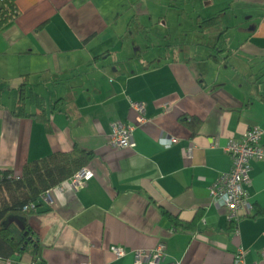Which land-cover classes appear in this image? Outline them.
Listing matches in <instances>:
<instances>
[{"label": "crops", "instance_id": "1", "mask_svg": "<svg viewBox=\"0 0 264 264\" xmlns=\"http://www.w3.org/2000/svg\"><path fill=\"white\" fill-rule=\"evenodd\" d=\"M15 2L19 15L0 29V170L21 174L78 146L93 152L95 176L40 197L26 218L37 252L9 258L135 264V250L164 243L159 264H234L239 250L248 264H264V160L251 162L252 216L230 220L210 195L231 168L229 140L264 130V0ZM217 14L219 30L202 26ZM26 75L45 99L51 132L13 112ZM132 102L145 104L144 123ZM120 120L136 126L135 147L111 145ZM168 137L177 142L165 147Z\"/></svg>", "mask_w": 264, "mask_h": 264}, {"label": "trees", "instance_id": "2", "mask_svg": "<svg viewBox=\"0 0 264 264\" xmlns=\"http://www.w3.org/2000/svg\"><path fill=\"white\" fill-rule=\"evenodd\" d=\"M19 15L15 0H0V29L11 26ZM210 31L220 29V14L201 22ZM28 76L23 79L19 89L17 105L13 110L16 116H30L44 122L47 131L51 132L46 118V102L38 92L27 88ZM61 99L54 106H58ZM36 107L30 113L28 106ZM193 126L196 120H191ZM198 122V121H197ZM199 124V123H198ZM93 158V152L75 146L69 152H57L49 156L27 163L19 178L13 177L11 170H0V256L9 258L16 253H36L39 246L38 236L26 222V218L36 211L42 194L71 178ZM34 204V208L24 211L26 205ZM21 222V224L19 223ZM181 230H192L191 224L175 223Z\"/></svg>", "mask_w": 264, "mask_h": 264}, {"label": "built area", "instance_id": "3", "mask_svg": "<svg viewBox=\"0 0 264 264\" xmlns=\"http://www.w3.org/2000/svg\"><path fill=\"white\" fill-rule=\"evenodd\" d=\"M132 106L137 110L138 123L145 122V104L143 102H132ZM136 126L124 121H116L112 124L110 135V143L118 148H133L135 147L134 131ZM264 130L261 128L249 129L243 136L242 140L230 139L225 150L231 158V168L229 171L222 173L215 184L210 189L212 199L220 206L227 208L228 218L230 220H238L241 217L252 216L254 205L249 199V194L246 186L250 184L251 162L253 160H264V145L261 143V138ZM162 145L165 147L173 145L177 142L174 137L161 138ZM21 174H14L13 177L19 178ZM95 170L90 162L75 173L71 178L66 180L75 189H81L93 179ZM51 189L42 194V198H48ZM34 204L24 206L23 210L34 208ZM179 229L174 227L172 231L176 232ZM238 233V230H235ZM112 251L120 258L125 256L126 249L119 246H113ZM135 264H159L166 257V245L160 243L152 250H135ZM0 264H17L12 258H2L0 256ZM85 264V263H73ZM164 264H177L169 262ZM234 264H248L246 262V252L239 250L234 257ZM259 264V263H253Z\"/></svg>", "mask_w": 264, "mask_h": 264}, {"label": "rangeland", "instance_id": "4", "mask_svg": "<svg viewBox=\"0 0 264 264\" xmlns=\"http://www.w3.org/2000/svg\"><path fill=\"white\" fill-rule=\"evenodd\" d=\"M149 34L152 35V36H155V33H154L153 31H152V32H149L148 35H149ZM139 36H140V38H142L143 40L146 39L145 34H140Z\"/></svg>", "mask_w": 264, "mask_h": 264}, {"label": "water", "instance_id": "5", "mask_svg": "<svg viewBox=\"0 0 264 264\" xmlns=\"http://www.w3.org/2000/svg\"><path fill=\"white\" fill-rule=\"evenodd\" d=\"M21 224V223H20Z\"/></svg>", "mask_w": 264, "mask_h": 264}]
</instances>
